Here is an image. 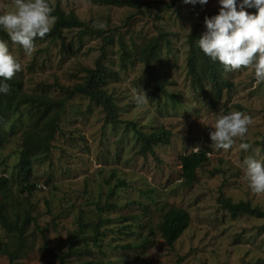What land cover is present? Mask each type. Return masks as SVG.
<instances>
[{
	"label": "rangeland",
	"instance_id": "obj_1",
	"mask_svg": "<svg viewBox=\"0 0 264 264\" xmlns=\"http://www.w3.org/2000/svg\"><path fill=\"white\" fill-rule=\"evenodd\" d=\"M142 1L150 3L149 9L142 16H132L133 12L125 7L101 6L92 0H49L53 9L75 13L90 28V35L78 40V30L65 31L63 40L36 42L31 52L20 45L9 47L20 64L15 73L23 77L25 93L39 92V83L50 85L56 92L47 94L55 97L62 93L57 84L69 87L82 81L84 69L94 68L100 47L104 46L101 66L113 73L105 88L113 97L120 120L115 126L106 124L102 108L82 95H76L66 105L49 156L41 163L33 162L32 182L45 186V190L27 194L21 192L16 181L8 184V220L0 224V240H10L13 212L20 216L28 212L34 219L25 227L26 247L13 264H55L41 251L44 239L55 254L68 252L78 216L95 220L97 203L115 206L110 212L100 210V220L114 223L110 226L112 232L105 231L102 255L98 248L88 245L97 257L109 260L108 264H254L264 260V231L259 230L263 220L231 218L216 202L220 190L233 202L248 200L264 206V192L251 190L241 168L248 156L264 160L259 146L264 137V82L256 83L250 67L228 70L225 78L233 88L227 91L216 87L212 89L214 95L209 88L215 102L210 103L191 85L186 74V53L189 35L194 31L197 36L202 34L203 19L217 12V0H207L203 5L183 0ZM11 3L12 0H0V11ZM97 22H102L103 27ZM110 35L112 42L105 44ZM152 38L161 43V54L151 73L167 80L166 90L172 95L160 103L151 95V73L143 63L119 68L115 56L119 40L130 49ZM39 49L45 51L38 55ZM137 95L148 99L137 103ZM234 110L249 117L247 132L242 138L234 137L229 148H217L208 135L214 123L213 113ZM28 123L24 120L21 125L15 124L14 135L0 147V173L5 169L8 177L15 172L21 134ZM131 123L143 134L167 131L169 144L154 147L153 154L139 155V141ZM242 141L250 145L248 150L239 147ZM197 146L199 150L210 149V158L196 171V181L184 187L178 157ZM115 187L114 196L107 199L108 189ZM170 207L187 210L191 218L172 249L154 228L161 221V209L163 212ZM120 220L122 226L117 224ZM104 229L100 226V231ZM143 237L149 240L143 249H122L121 246L141 242ZM73 262H77L76 258ZM0 264H9L2 250Z\"/></svg>",
	"mask_w": 264,
	"mask_h": 264
},
{
	"label": "trees",
	"instance_id": "obj_2",
	"mask_svg": "<svg viewBox=\"0 0 264 264\" xmlns=\"http://www.w3.org/2000/svg\"><path fill=\"white\" fill-rule=\"evenodd\" d=\"M94 3L101 6L125 7L131 10L132 16H142L143 13L149 9L150 3L142 0H92ZM248 12H255V9H247ZM52 15L56 16V21L52 25L50 31L43 37H35L34 45L44 42L56 43L58 40H63V33L65 31L78 30L76 38L79 40L86 34L90 35V28L73 12L65 13L62 9L56 7L53 9ZM197 36L194 31L188 38V52L186 53V74L190 77V82L193 88L199 89L204 98L208 99L210 103H215L208 91L214 95L212 89L219 88L221 90L227 89L230 91L233 88L232 83L225 78L226 70L218 61L211 60L207 57L196 44ZM113 36H106L105 44L112 42ZM0 39L8 43V47L19 45L12 42L7 34L0 29ZM38 42V43H36ZM36 43V44H35ZM60 47L62 50L64 48ZM161 43L157 38H152L150 41L140 45H132L127 49L125 44L118 41L117 55L118 66L123 68L125 66L136 65V63H143L146 71L151 73V68L154 62L160 57ZM35 46H33L34 48ZM42 49L36 50V54L42 53ZM61 51V50H60ZM74 53V52H73ZM72 55H75L73 54ZM70 54V52H69ZM135 54V56L133 55ZM105 58L104 46L100 47V56L95 62L94 68H85L84 78L81 82L75 83L69 87L58 85L60 95L51 97L48 92L54 91L50 85L36 84L40 86L39 92L32 94L25 93L24 79L18 77V73H14L13 77L7 80L9 84V91L7 93H0V147L4 144L8 137L14 135L15 124L21 125L22 122L28 121L27 129L24 134H21V142L17 151V164L14 167L15 172L8 177L4 169L0 173V224H4L8 217L5 215L6 199L8 198V184L10 181H16L17 186L21 192L31 194L36 189H44L45 186L37 185L32 182L33 177V162L44 161L49 156L51 144L55 141L56 133L58 132V123L60 116L66 107L76 95H82L94 105L101 107L105 114V123L112 126L120 123L117 114V107L111 94L106 92L107 83L111 80L112 71L107 67H102L101 62ZM44 65V64H43ZM18 74V75H17ZM150 81L153 83V90L151 95L160 103L164 97H172L166 90L167 80L163 76H157L151 73ZM56 86V85H55ZM57 87V86H56ZM22 109H26L24 112ZM227 113V112H226ZM139 141L138 152L141 156L153 154V148L160 145L169 144V133L165 130L152 132L150 134H143L135 128V124L131 123ZM8 128V130H5ZM262 153H264V137L259 143ZM210 149L194 150L187 154H181L178 157L180 166L181 184L188 187L196 181V171L201 169L210 157ZM1 164V162H0ZM5 172V173H4ZM115 188H109L107 192V199L112 198L115 193ZM221 211L225 212L231 218L247 216L258 220H263V225L259 228L264 231V206L260 207L257 204H252L250 201L233 202L230 198L224 197L219 190V196L216 200ZM97 211L93 212L95 220H84L83 214H80L76 220V229L74 231V238L68 252H61L55 254L46 244L41 248L42 253L48 257L51 263L55 264H108L109 260H104L97 257L92 249L88 247L91 243L99 249L103 246L101 242L106 237L105 231L112 232L110 229L113 220H100L101 211H112L115 206L114 203H105L103 206L96 204ZM161 221L154 224L155 231L159 234L161 240L172 249L176 241L188 228L191 218L189 212L185 209L170 207L162 212ZM86 215V214H85ZM14 219L13 230L10 240L5 243L0 240V251L2 250L8 257L9 264H13L23 253L26 247L25 227L34 221L30 218L28 212L23 216L20 213H12ZM121 226L122 220L119 221ZM100 226H103L104 231H100ZM120 226V227H121ZM124 228H120L123 230ZM259 231V232H260ZM115 233V232H113ZM12 238V240H11ZM149 243L147 237H143L141 242H132L129 245L121 246L124 250L143 249L142 247ZM76 258L77 262H73ZM254 264H264V260H258Z\"/></svg>",
	"mask_w": 264,
	"mask_h": 264
},
{
	"label": "clouds",
	"instance_id": "obj_3",
	"mask_svg": "<svg viewBox=\"0 0 264 264\" xmlns=\"http://www.w3.org/2000/svg\"><path fill=\"white\" fill-rule=\"evenodd\" d=\"M183 3L203 5L207 0H183ZM217 4V12L203 19L205 30L196 39L197 46L226 70L250 67L256 83L264 82V0H217ZM250 8L256 11L248 12L246 9ZM52 12L49 0H12L0 11V29L12 42L31 52L34 38L43 37L54 25L56 16ZM97 24L103 27L102 22ZM19 70L20 64L10 53L8 43L0 39V93L9 91L7 80ZM135 99L144 103L148 98L137 95ZM213 116L208 135L217 148H229L234 137L242 138L247 132L249 117L238 110ZM239 147L248 150L250 145L242 141ZM195 148L199 150L198 146ZM241 168L251 190L264 192V160L248 156Z\"/></svg>",
	"mask_w": 264,
	"mask_h": 264
},
{
	"label": "built area",
	"instance_id": "obj_4",
	"mask_svg": "<svg viewBox=\"0 0 264 264\" xmlns=\"http://www.w3.org/2000/svg\"><path fill=\"white\" fill-rule=\"evenodd\" d=\"M208 157H210V155L208 154Z\"/></svg>",
	"mask_w": 264,
	"mask_h": 264
}]
</instances>
